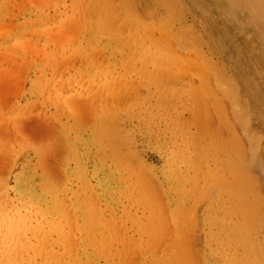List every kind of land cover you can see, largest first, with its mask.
Returning <instances> with one entry per match:
<instances>
[{"label":"rangeland","instance_id":"rangeland-1","mask_svg":"<svg viewBox=\"0 0 264 264\" xmlns=\"http://www.w3.org/2000/svg\"><path fill=\"white\" fill-rule=\"evenodd\" d=\"M0 236V264H264V0H0Z\"/></svg>","mask_w":264,"mask_h":264},{"label":"bare ground","instance_id":"bare-ground-1","mask_svg":"<svg viewBox=\"0 0 264 264\" xmlns=\"http://www.w3.org/2000/svg\"><path fill=\"white\" fill-rule=\"evenodd\" d=\"M252 1H253V0H252ZM256 1H257V0H256ZM250 3H251V2H250ZM124 4H125V3H124ZM251 4H252V3H251ZM251 4H250V5H251ZM124 6H125V5H124ZM103 7H104V6H103ZM126 7H127V6H126ZM130 7H131V6H130ZM130 9H131V8H130ZM123 10H124V9H123ZM127 14H128V13H127ZM130 19H131V18H130ZM137 23H138V22H137ZM132 28H134V27H132ZM136 35H137V34H136ZM127 37H128V36H127ZM130 39H131V38H130ZM187 40H188V39H187ZM131 41H132V40H131ZM139 46H140V45H139ZM132 48H133V47H132ZM167 59H168V58H167ZM168 61H170V60H168ZM162 62H163V61H162ZM169 63H170V62H169ZM171 63H172V62H171ZM158 86H159V85H158ZM233 88H234V87H233ZM207 95H208V94H207ZM192 101H193V100H192ZM203 103H204V102H203ZM196 105H197V104H196ZM203 105H204V104H203ZM233 137H234V136H233ZM227 154H228V153H227ZM25 190H26V189H25ZM34 193H35V192H34ZM19 195H20V194H19ZM50 195H51V194H50ZM53 196H54V195H53ZM54 197H55V196H54ZM50 198H51V197H50ZM52 199H53V197H52ZM6 201H7V200H6ZM45 201H46V200H45ZM45 201H44V202H45ZM54 201H55V199H54ZM37 202H38V201H37ZM44 202H43V203H44ZM47 202H48V201H47ZM47 202H46V203H47ZM4 203H5V202H4ZM52 203H53V201H52ZM9 204H10V203H9ZM19 205H20V204H19ZM45 205H46V204H44V206H45ZM6 206H7V205H6ZM11 206H12V205H11ZM17 207H20V206H17ZM17 207H16V208H17ZM10 208H11V207H10ZM45 208H46V206H45ZM17 209H19V208H17ZM14 210H15V209H14ZM12 211H13V210H12ZM38 211H39V210H38ZM31 212H32V211H31ZM43 212H44V211H43ZM38 213H39V212H38ZM10 214H11V213H10ZM14 214H15V213H14ZM23 214H25V213H23ZM28 214H30V213L28 212ZM36 214H37V212H36ZM30 215H32V213H31ZM39 215H41V214H39ZM17 216H20V215H17ZM25 216H26V214H25ZM27 216H28V215H27ZM35 216H36V215H35ZM48 216H49V215H48ZM68 216H69V215H68ZM14 217H15V216H14ZM40 217H41V216H40ZM10 218H11V219H9V220H13L12 217H10ZM19 218L21 219V216H20ZM25 218H26V217H25ZM25 218H24V219H25ZM33 218H35V217L33 216ZM46 218H48V217H46ZM1 219H2V218H1ZM27 219H28V217H27ZM22 220H23V219H22ZM31 220H32V218H31ZM34 220H35V219H34ZM34 220H32V221H34ZM36 220H38V219L36 218ZM43 220H44V219H43ZM43 220H42V221H43ZM3 221H4V220H3ZM6 221H7V220H6ZM17 221H18V219H17ZM20 221H21V220H20ZM25 221H26V220H25ZM40 221H41V220H40ZM42 221H41V223H42ZM9 222H10V221H9ZM11 222H12V221H11ZM18 222H19V221H18ZM18 222H16V223H18ZM43 222L45 223V221H43ZM19 223H20V224H19V226H20V225H21V222H19ZM11 224H12V223H11ZM32 224H33V223H32ZM38 224H39V223H38ZM42 224H43V223H42ZM23 225H25V224H23ZM27 225H28V228H31V226L29 227L28 221H27ZM48 225H50V224H48ZM7 226H8V225H7ZM19 226H18V227H19ZM39 226H40V225H39ZM39 226L36 227V222H35V224H34V227H35V228H42V226H44V224L41 225L40 227H39ZM51 226H52V225H51ZM69 226H70V225H69ZM20 227H21V226H20ZM20 227H19V228H20ZM24 227H25V226H24ZM45 227H46V226H45ZM5 228H6V226H5ZM15 228H16V227H15ZM15 228H14V229H15ZM48 228H49V227H48ZM7 229H8V228H7ZM23 229H24V228H23ZM52 229H53V227H52ZM64 229H65V228H64ZM3 230H4V229H3ZM21 230H22V229H21ZM24 230H25V229H24ZM27 230H30V229H27ZM27 230H26V231H27ZM31 230H33V229L31 228ZM35 230H36V229H35ZM42 230H43V229H42ZM45 230H46V229H44V231H45ZM54 230H56V229H54ZM54 230H53V231H54ZM11 231H13V230H11ZM26 231H25V232H26ZM39 231H40V230H39ZM49 231H50V230H49ZM58 231H59V230H58ZM6 232H7V230H6ZM6 232H5V233H6ZM13 232H14V231H13ZM13 232H11V233H13ZM16 232L19 233V231H16ZM29 232H30V231H29ZM34 232L36 233V231H34ZM55 232H56V231H55ZM9 233H10V232H9ZM18 233H17V234H18ZM20 233H21V232H20ZM51 233H52V232H51ZM51 233L48 232V234H51ZM22 234H23V233H22ZM29 234H30V233H29ZM37 234H38V233H37ZM37 234H36V235H37ZM39 234H40V233H39ZM46 234H47V233H46ZM58 234H59V232H58ZM2 235H3V234H2ZM10 235H11V234H10ZM18 235H20V234H18ZM33 235H34V234H32V236H33ZM36 235H35V237H38V238L40 237V236H38V235L36 236ZM43 235H45V234H43ZM60 235H61V234H60ZM7 236H8V235H7ZM11 236H12V235H11ZM14 236H15V235H14ZM30 236H31V235H30ZM48 236H49V235H48ZM0 237H1V236H0ZM15 237H16V236H15ZM44 237H45V236H44ZM44 237L42 236V238H44ZM19 238H21V237H19ZM30 238H32V237H30ZM63 238H65V237H63ZM11 239H12V238H11ZM14 239H15V238H14ZM22 239H23V238H22ZM25 239H26V238H25ZM33 239H34V237H33ZM33 239H32V240H33ZM51 239H52V238H51ZM32 240H30V241H32ZM49 240H50V238L48 239V242H49ZM62 240H64V239H62ZM20 241H21V240H20ZM23 241L25 242L24 239H23ZM26 241H27V240H26ZM28 241H29V240H28ZM35 241H36V240H35ZM46 241H47V239H46ZM38 242H40V241H38ZM48 242H47V243H48ZM47 243H46V244H47ZM51 243H52V242H51ZM14 244H15V243H14ZM20 244H21V243H20ZM26 244H27V242H26ZM26 244H25V245H26ZM55 244H56V243H55ZM11 245H12V243H11ZM11 245H10V247H11ZM25 245H24V246H25ZM38 245H39V244H38ZM40 245H42V244H40ZM12 246H13V245H12ZM20 246H21V245H20ZM30 246H31V245H30ZM54 246H55V245H54ZM0 247H1V246H0ZM3 247H4V246H3ZM22 247H23V246H22ZM42 247H43V246H42ZM45 247H47V246H45ZM4 248H5V247H4ZM4 248H3V249H4ZM13 248H14V246H13ZM17 248H18V247H17ZM17 248H16V249H17ZM23 248H24V247H23ZM36 248H37V247H36ZM51 248H52V247H51ZM9 249H10V248H9ZM9 249H7V250H9ZM18 249H19V248H18ZM40 249H41V246H40ZM31 250H34V249L32 248ZM36 250H38V249H36ZM1 251H2V250H1ZM54 251H55V250H54ZM68 251H70V250H68ZM11 252H12V251H11ZM30 252H31V251H30ZM34 252H35V250H34ZM39 252H40V251H39ZM43 252H44V251H43ZM43 252H41V254H42ZM35 253H37V252H35ZM2 254H4V252H3ZM15 254H16V252H15ZM41 254H40V255H41ZM43 254H44V253H43ZM43 254H42V255H43ZM54 254H55V253H54ZM6 255H7V254H6ZM27 255H28V254H27ZM31 255H32V254H31ZM42 255H41V256H42ZM56 255H57V254H56ZM3 256H4V255H3ZM3 256H2V257H3ZM9 256H10V255H9ZM17 256H18V255H17ZM28 256H30V255H28ZM37 256H38V255H37ZM49 257H50V256H49ZM54 257H55V256H54ZM59 257H61V256H59ZM55 258L58 260L57 257H55ZM55 258H54V260H55ZM5 259H6V258H5ZM12 259H13V257H12ZM12 259H11V260H12ZM16 259H17V258H16ZM16 259H15V257H14L13 260H16ZM21 259H24V258H23V257L20 258V261H22ZM36 259H37V258H36ZM8 260H9V259H8ZM29 260H30V257H29ZM38 260H39V259H38ZM46 260H47V258H46ZM1 261H2V260H1ZM5 261H6V260H5ZM9 261H10V260H9ZM23 261H24V260H23ZM27 261H28V260H27ZM27 261H25V262H27ZM33 261H34V260H33ZM49 261H50V260H49ZM70 261H71V260H70ZM6 262H7V261H6ZM42 262H43V261H42ZM47 262H48V260H47ZM59 262H60V261H59ZM77 262H78V260H77ZM10 263H11V262H10ZM52 263H54V262H51V264H52ZM78 263H79V262H78ZM7 264H9V262H7ZM21 264H23V262H22ZM34 264H35V263H34ZM39 264H41V263H39ZM64 264H65V263H64Z\"/></svg>","mask_w":264,"mask_h":264}]
</instances>
